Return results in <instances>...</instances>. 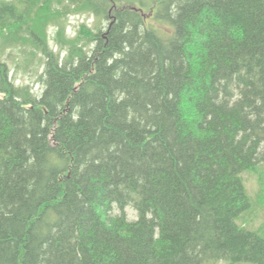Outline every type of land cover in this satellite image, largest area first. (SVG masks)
Listing matches in <instances>:
<instances>
[{
    "label": "trees",
    "instance_id": "1",
    "mask_svg": "<svg viewBox=\"0 0 264 264\" xmlns=\"http://www.w3.org/2000/svg\"><path fill=\"white\" fill-rule=\"evenodd\" d=\"M9 49L0 264H264V0H0Z\"/></svg>",
    "mask_w": 264,
    "mask_h": 264
},
{
    "label": "rangeland",
    "instance_id": "2",
    "mask_svg": "<svg viewBox=\"0 0 264 264\" xmlns=\"http://www.w3.org/2000/svg\"><path fill=\"white\" fill-rule=\"evenodd\" d=\"M64 28L65 33L69 36H73L76 31L84 30L81 26L92 24L94 18L88 12H75L68 11L64 13ZM55 24L49 23L46 26V35L48 37L49 45L56 49L54 41L51 39V35L54 32ZM27 48H30L27 46ZM10 49L5 54L0 55V58L6 62L7 68H9V78L17 85L30 84L33 87L35 93H39L42 87V83L38 81V75L41 71L35 70L30 72L29 69L22 71L19 67H16L12 62L15 57ZM29 70V71H28ZM245 186L247 192L251 197L253 206L251 210L245 216V225L248 227H259L264 225V163L259 164L256 168L243 174ZM128 215H132V211L127 210ZM217 264H227L226 262H219ZM237 264H251L241 262Z\"/></svg>",
    "mask_w": 264,
    "mask_h": 264
}]
</instances>
